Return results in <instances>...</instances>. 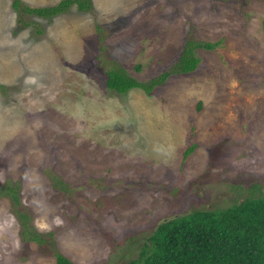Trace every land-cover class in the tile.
I'll use <instances>...</instances> for the list:
<instances>
[{
	"label": "rangeland",
	"instance_id": "obj_1",
	"mask_svg": "<svg viewBox=\"0 0 264 264\" xmlns=\"http://www.w3.org/2000/svg\"><path fill=\"white\" fill-rule=\"evenodd\" d=\"M13 3L0 0V264H126L164 220L264 196V0H92L51 19ZM190 40L217 44L195 73L150 95L107 89V71L149 81Z\"/></svg>",
	"mask_w": 264,
	"mask_h": 264
},
{
	"label": "trees",
	"instance_id": "obj_2",
	"mask_svg": "<svg viewBox=\"0 0 264 264\" xmlns=\"http://www.w3.org/2000/svg\"><path fill=\"white\" fill-rule=\"evenodd\" d=\"M75 6L80 11L93 9L92 0H62L43 8L24 6L20 0L13 3L14 10L21 8L29 15L45 19L60 16ZM216 47L217 44L190 40L169 70L146 82L124 69L114 68L106 72L107 89L122 96L133 90L150 95L173 76L195 73L201 62L197 50L212 51ZM194 133L193 130L192 137ZM196 147L192 143L187 148L184 160ZM18 193V189H6V195L12 197L16 207L21 205ZM253 195L228 208L193 210L160 222L140 248L139 256L126 264H264V196ZM18 216L28 222L24 213ZM32 240L41 242L35 235ZM55 257L57 264H75L60 252L55 253Z\"/></svg>",
	"mask_w": 264,
	"mask_h": 264
},
{
	"label": "bare ground",
	"instance_id": "obj_3",
	"mask_svg": "<svg viewBox=\"0 0 264 264\" xmlns=\"http://www.w3.org/2000/svg\"><path fill=\"white\" fill-rule=\"evenodd\" d=\"M228 117V116H227ZM103 135V134H102ZM63 144H64V142H63ZM56 147V146H55ZM125 158V157H124ZM78 168V167H77ZM131 168V167H130ZM17 169V168H16ZM77 171V170H76ZM88 176V175H87Z\"/></svg>",
	"mask_w": 264,
	"mask_h": 264
}]
</instances>
